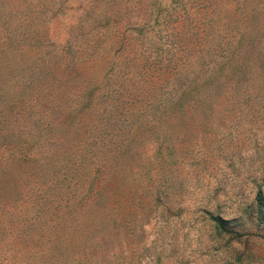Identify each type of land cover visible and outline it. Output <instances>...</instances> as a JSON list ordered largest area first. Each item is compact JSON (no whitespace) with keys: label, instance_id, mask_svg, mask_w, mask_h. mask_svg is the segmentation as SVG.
<instances>
[{"label":"rangeland","instance_id":"1","mask_svg":"<svg viewBox=\"0 0 264 264\" xmlns=\"http://www.w3.org/2000/svg\"><path fill=\"white\" fill-rule=\"evenodd\" d=\"M258 188L264 0H0V264H264Z\"/></svg>","mask_w":264,"mask_h":264},{"label":"trees","instance_id":"2","mask_svg":"<svg viewBox=\"0 0 264 264\" xmlns=\"http://www.w3.org/2000/svg\"><path fill=\"white\" fill-rule=\"evenodd\" d=\"M255 199L259 205L263 204L264 198L260 188L257 189ZM210 218L214 221L215 225L218 228L226 229L227 220L223 219L220 216H213V215H211Z\"/></svg>","mask_w":264,"mask_h":264}]
</instances>
